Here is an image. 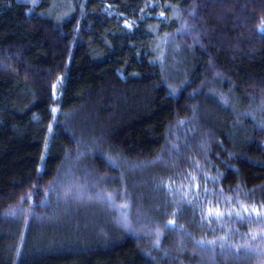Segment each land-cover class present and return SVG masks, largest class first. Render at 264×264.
<instances>
[{
	"label": "trees",
	"instance_id": "1",
	"mask_svg": "<svg viewBox=\"0 0 264 264\" xmlns=\"http://www.w3.org/2000/svg\"><path fill=\"white\" fill-rule=\"evenodd\" d=\"M99 1L98 11L84 21L79 14L59 24L38 16L37 11L30 14L31 7L24 1L0 0V61L6 66L0 67V85L10 87L5 89L0 112L6 122L0 127V264H21L18 245L26 264H61L73 259H108L118 264H249L246 259L252 255L223 252L212 259L207 253H190V242L177 234L166 231L160 237H141L135 225L119 222L115 214L97 212L102 211L97 209L100 205L77 206L76 187L107 186L117 194L137 197L140 191L132 187L139 180L137 167L148 164L178 173L182 164L202 158L207 159V170L219 175L226 191L264 209V98L225 77L200 84L193 76L194 67L200 65L196 59L192 69L184 63L175 67L177 87L172 85L181 88L178 97L168 101L178 108L188 92L192 113L175 115L155 153L134 138L133 91L145 81L140 78V67L132 63L114 68L112 64V73L97 88L75 107L63 110L53 125L52 139L47 138L54 79L65 72L66 91L72 92L83 78L74 69L96 35L94 21L115 22L102 5L118 8L122 2L131 3ZM59 3L63 0H41L40 4L42 10L53 4L58 13ZM216 7L217 13L208 7L201 14L220 30L215 53L229 59L231 72H251L253 78L264 80V0H221ZM115 19L121 31L117 14ZM119 34L129 36L124 30ZM23 86L35 98L37 105L31 109L21 108L14 99L17 88ZM47 144L49 155L42 164ZM201 144L206 146L205 153L200 152ZM91 174L97 176L95 184ZM47 219L61 225L45 226Z\"/></svg>",
	"mask_w": 264,
	"mask_h": 264
},
{
	"label": "rangeland",
	"instance_id": "2",
	"mask_svg": "<svg viewBox=\"0 0 264 264\" xmlns=\"http://www.w3.org/2000/svg\"><path fill=\"white\" fill-rule=\"evenodd\" d=\"M21 1L31 7L30 14L37 11L35 14L38 16L55 19L59 24L79 14L82 17L81 21H84L86 17L94 15L100 7L99 0H63V3H59L60 12L57 13L53 4L42 10L41 0ZM130 1L128 4L123 2L117 4L118 8L107 5L105 7V3L102 5L104 11L106 8L109 9L107 17L115 22L105 23L94 19L96 35L89 40L86 52L74 69L76 74L79 72L83 74L80 84L68 93L66 73L60 72L54 79L51 91L52 108L50 118L47 120V138L52 139L53 125L59 122L63 110L79 104L87 92L97 88L112 73V67L125 63L139 66L142 72L140 78L145 81L144 86H140L137 92L133 91L136 94V101L131 107L130 114L136 119L134 138L150 153L158 150L167 126L176 114L192 113L187 102L190 97L188 92H185L182 105L178 108L168 102L171 97L174 100L178 97L177 91L181 88H176L178 79L176 75L174 77L175 72L179 73L175 68L177 65L184 63L187 68L192 69L194 67L192 61L198 60L200 65L202 61V65L194 67L193 70L194 79L200 84L213 78L225 77L240 88L264 98V80L253 78L251 72H231L229 59L215 53L214 44L219 39L217 32L220 30L216 28L214 22L201 17V14L208 7L217 13L219 10L216 6L221 0ZM115 13L121 19V31L124 30L129 35L128 38L119 34L121 31L116 25ZM81 24L80 22L77 28ZM175 30L177 31L174 32ZM71 47L72 53L73 46ZM0 67L6 68L1 61ZM133 71L137 72L136 69ZM118 74L126 79L124 73ZM149 76L153 79L156 76L157 79L151 80ZM150 87L156 88V91L153 92V89L149 91L147 88ZM5 89L9 91L10 87L0 85V112L1 107L5 106L2 102L7 96ZM14 95L21 108L31 109L37 105L28 86L17 88ZM5 123L3 118H0V127ZM48 144L44 150L42 164L49 155ZM172 146L170 144V149ZM198 146L201 153L206 150L204 144ZM191 148L196 151V148L192 146ZM205 162L207 159L200 158L192 163L182 164L178 173L162 168H149L148 164L146 166L143 164L137 167L140 171L139 180L136 185H132L139 189V196L135 194L137 196L135 197L132 193L128 195V192H125V195L117 194L107 186L95 187L96 194L93 187L85 186L76 187L78 198L75 200L78 202L77 206L84 208H89L87 206L92 204L100 205L97 209L102 211L97 212L115 214L114 218L117 217L119 222L135 225L140 236L149 234L152 237H160L166 231L177 234L190 242L191 248L188 249L190 253H207L213 259L222 256L223 252H233L252 255L246 259L249 264H264V209L236 193L226 191L219 175L208 171ZM91 175L94 177L90 179L95 184L97 176ZM126 190L129 191L128 188ZM47 220L48 224L43 223L45 226L61 225V222ZM17 249L21 256V264H26L23 263L22 247L18 245ZM61 264L118 263L108 259L90 261L73 259Z\"/></svg>",
	"mask_w": 264,
	"mask_h": 264
},
{
	"label": "snow or ice",
	"instance_id": "3",
	"mask_svg": "<svg viewBox=\"0 0 264 264\" xmlns=\"http://www.w3.org/2000/svg\"><path fill=\"white\" fill-rule=\"evenodd\" d=\"M53 111H55V109H53Z\"/></svg>",
	"mask_w": 264,
	"mask_h": 264
}]
</instances>
